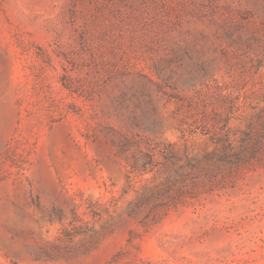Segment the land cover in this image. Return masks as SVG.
Listing matches in <instances>:
<instances>
[{
	"label": "rangeland",
	"instance_id": "rangeland-1",
	"mask_svg": "<svg viewBox=\"0 0 264 264\" xmlns=\"http://www.w3.org/2000/svg\"><path fill=\"white\" fill-rule=\"evenodd\" d=\"M0 264H264V0H0Z\"/></svg>",
	"mask_w": 264,
	"mask_h": 264
},
{
	"label": "trees",
	"instance_id": "trees-1",
	"mask_svg": "<svg viewBox=\"0 0 264 264\" xmlns=\"http://www.w3.org/2000/svg\"><path fill=\"white\" fill-rule=\"evenodd\" d=\"M234 106V103H230V108ZM182 122V121H181ZM192 132V131H191ZM211 139L216 142V143H222V144H227L230 145L231 141L229 139V136L227 133L223 134L222 136H218L214 134V136H211ZM169 157L173 156V153H168Z\"/></svg>",
	"mask_w": 264,
	"mask_h": 264
}]
</instances>
